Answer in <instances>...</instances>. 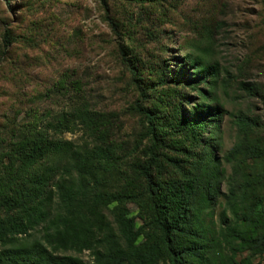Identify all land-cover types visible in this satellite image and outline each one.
<instances>
[{
  "label": "rangeland",
  "instance_id": "1",
  "mask_svg": "<svg viewBox=\"0 0 264 264\" xmlns=\"http://www.w3.org/2000/svg\"><path fill=\"white\" fill-rule=\"evenodd\" d=\"M206 109L195 141L178 124ZM33 127L82 155L107 144L123 157L89 177L97 193L130 186L132 158L164 161L161 177L177 179L209 155L222 192L239 185L244 234L254 219L260 236L234 263L264 264V0H0V250L39 236L45 209L37 193L52 189L51 170L64 165L61 156L22 157L16 144ZM84 204L101 248L148 249L151 229L138 204ZM225 209L219 198L214 222ZM64 254L95 264L90 250Z\"/></svg>",
  "mask_w": 264,
  "mask_h": 264
},
{
  "label": "trees",
  "instance_id": "2",
  "mask_svg": "<svg viewBox=\"0 0 264 264\" xmlns=\"http://www.w3.org/2000/svg\"><path fill=\"white\" fill-rule=\"evenodd\" d=\"M10 43L9 36L5 35V55ZM206 110L196 112V116L178 124L183 125L195 141L203 130L201 121L204 118L199 116L210 112ZM81 123L84 129L90 128L85 120ZM24 143L20 140L16 147L25 160L27 157L37 162L41 158L48 160L61 156L64 165L57 162V168L51 170L52 189L37 193L42 198L38 207L45 209L37 230L39 236L10 240L9 245L0 250V264H85L77 256L64 254L84 249L91 251L95 264H129L134 256V264H235L234 255L238 251L255 249L259 234L254 232L257 228L254 219L250 220L252 229L246 234L239 220V185L230 183L228 193L222 192L219 164L207 154L194 160L188 172L181 173L177 179L161 177L166 171L164 161L153 157L146 160L132 158L131 163L125 165L133 175L130 186L127 184L120 192L97 193L89 177L95 176V171H107L123 161L111 146L94 144L82 155L74 150L71 142L55 141L46 131H37L36 127L32 128L28 142ZM87 164L94 167V171ZM170 165L176 167L173 162ZM29 179L37 181L33 177ZM123 181L126 182V176H123ZM132 183L138 186V191L128 189ZM4 196L0 191V198ZM219 198L226 209L217 215L214 222L212 216ZM124 199L132 200L140 211L146 213L151 229V244L147 250L143 245L133 246L137 252L117 248V244L108 250L101 248L103 238L93 237L88 228V218L81 212L86 207L85 201L98 206L119 203ZM192 257L197 261H191Z\"/></svg>",
  "mask_w": 264,
  "mask_h": 264
}]
</instances>
